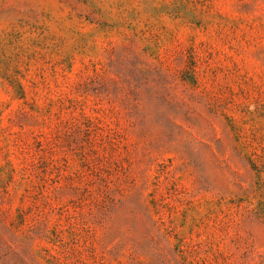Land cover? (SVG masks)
Returning a JSON list of instances; mask_svg holds the SVG:
<instances>
[{
	"label": "rangeland",
	"instance_id": "rangeland-1",
	"mask_svg": "<svg viewBox=\"0 0 264 264\" xmlns=\"http://www.w3.org/2000/svg\"><path fill=\"white\" fill-rule=\"evenodd\" d=\"M0 264H264V0H0Z\"/></svg>",
	"mask_w": 264,
	"mask_h": 264
}]
</instances>
